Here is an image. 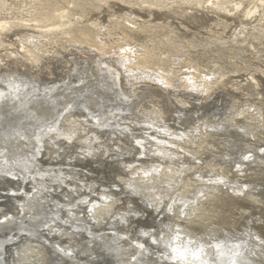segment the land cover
I'll use <instances>...</instances> for the list:
<instances>
[{
  "label": "rangeland",
  "instance_id": "374dc122",
  "mask_svg": "<svg viewBox=\"0 0 264 264\" xmlns=\"http://www.w3.org/2000/svg\"><path fill=\"white\" fill-rule=\"evenodd\" d=\"M73 32L75 35L88 32L105 40V50L108 51L105 58L90 46L71 39ZM125 51L132 57H142L148 64L147 68L144 65L140 72L131 73L126 68L133 64L132 57L125 56ZM76 60H80L78 66ZM90 60L97 62L93 63L96 69L84 67L85 61ZM0 63V76L16 73L15 76H7L8 80L0 77L3 94L10 96L17 90L22 100L35 101L44 88L60 90L61 97L66 95L59 101V109L66 108L61 120L67 118L59 132L62 136L48 131L40 134L41 138L44 136L41 143L44 148L39 157L35 152L34 164L44 173L43 177L38 176L35 181L31 179L37 176L36 168L37 172L28 175L30 179L20 173L0 172V214L6 210L20 213L21 206L27 202L23 194L30 193L31 182L37 183L33 184L34 189L52 183L54 188L58 185L62 190L55 193L56 188L47 189L53 193L51 195L45 191L44 200H47L43 201L46 207L60 205L65 208V213L70 205L84 207L92 200H96V208L113 207L98 228V238H109L113 228L122 231L124 227H131L129 224H135L132 225H137L135 229L141 226L146 230L150 228L149 231L160 238L155 240L158 243L162 237H170L171 240L180 237L182 247L194 253L206 249L211 259L217 257L221 247L225 251L243 250L253 264H264V0H0ZM95 70L100 78H91ZM99 82L102 84L97 88L95 85ZM65 88L68 90L64 91ZM82 89L85 96L81 94ZM29 92H35L36 97L29 96ZM89 99L94 102L87 101ZM51 107L44 108L51 111ZM159 118L164 121L161 123ZM166 125L169 128H165ZM34 132L33 136H36ZM116 132H122L123 136ZM136 141L143 149L139 144L137 146ZM173 141L176 147L180 146L172 147L171 151H177V154L174 152L176 156H155L156 149ZM151 163L161 165V169L153 168ZM61 174L64 179L61 183L56 182ZM76 184H90L94 191L91 194L88 191L84 201L80 199L84 190H80V196L75 193L70 194L71 198L67 197L74 192L71 187ZM121 190H125L124 194ZM136 194H141V200ZM104 195H108V199ZM142 197L155 205H151L152 210L142 203V200L146 203ZM101 198L107 200L103 202ZM134 198L138 199L137 202ZM138 201L141 205L137 204ZM137 207L139 210L135 213ZM77 208L75 210L82 212ZM149 208V212L146 211ZM155 208L159 213L154 212ZM136 216H141L140 220ZM120 217H127L123 224H118L122 221ZM53 225V231H57L51 237L62 245L70 244L77 250L87 244L88 237L81 230L84 234L74 229L73 235L64 224L56 222ZM59 233L65 236L60 237ZM25 240L28 243L19 247L15 258L20 264H52L54 258L51 253L54 251L50 244L37 238ZM22 241L17 240L14 244ZM112 247L114 244L108 248L109 252H112ZM106 254L103 261L106 259V262L114 264V256L108 259ZM59 260L58 264L67 263ZM226 264H231V261Z\"/></svg>",
  "mask_w": 264,
  "mask_h": 264
},
{
  "label": "bare ground",
  "instance_id": "6f19581e",
  "mask_svg": "<svg viewBox=\"0 0 264 264\" xmlns=\"http://www.w3.org/2000/svg\"><path fill=\"white\" fill-rule=\"evenodd\" d=\"M87 29V28H86ZM81 31V30H80ZM85 31V30H84ZM88 31V30H87ZM78 32H79V30H78ZM77 32V33H78ZM68 33V32H67ZM76 33V32H75ZM79 34H80V32H79ZM70 38L71 39H74V40H76V41H78V42H80V43H82V45L84 44V45H87V46H90L92 49H93V51H95L96 52V54H97V52H100L101 53V55L103 56V58H105V56L107 55V53H108V51L107 50H105V45L107 44L106 43V41L105 40H103V39H101V38H98L97 36H94V35H92L91 33H88V32H84V33H82L81 35H75L74 34V32H73V34L72 35H70ZM77 42V43H78ZM79 44V43H78ZM81 45V44H80ZM83 45V46H84ZM87 46H85V47H87ZM30 47V46H29ZM82 47V46H81ZM84 47V48H85ZM31 48V47H30ZM47 48V47H46ZM29 49V48H28ZM78 49H80V48H78ZM78 49H77V51H78ZM86 49V48H85ZM88 50V49H87ZM29 51V50H28ZM66 51V50H65ZM73 51V50H72ZM80 51V50H79ZM83 51H84V49H83ZM83 51H81V52H83ZM88 51H90V50H88ZM32 52H34V51H32ZM31 52V53H32ZM91 52V51H90ZM44 53V52H43ZM77 53V52H76ZM27 54H29V53H27ZM69 54V53H68ZM72 54V53H71ZM70 54V55H71ZM75 54V53H74ZM81 54H83V53H81ZM88 54V53H87ZM33 55V54H32ZM32 55H29V57L30 56H32ZM54 55V54H53ZM66 55V54H65ZM80 55V54H79ZM93 55V54H92ZM25 56V55H24ZM62 56V55H61ZM61 56H59V57H61ZM69 56V55H68ZM74 56H76V55H74ZM84 56V55H83ZM125 56H127V57H132V55L128 52V51H125ZM124 56V57H125ZM143 56H145V54L143 55ZM26 57V56H25ZM52 57V56H51ZM63 57V56H62ZM71 57V56H70ZM89 57H91V56H89ZM140 57V56H139ZM139 57H137V56H135V57H132V63L133 64H128L129 65V67L128 68H126V69H129V71H131V73H133L134 75H135V72L136 71H138V72H140L141 70H142V68L144 67V65L146 66L145 68H147V65L144 63V61L145 60H143L142 59V57L141 58H139ZM147 58V57H146ZM13 59H14V57H13ZM34 59V58H33ZM134 59V60H133ZM16 60V59H15ZM14 60V61H15ZM31 60V59H30ZM96 60V59H95ZM130 60V59H129ZM7 61V60H6ZM10 61V60H9ZM16 61H18V60H16ZM39 61V60H38ZM72 61V60H71ZM78 61H80V60H76V62L75 63H77L76 65L78 66ZM82 61V60H81ZM98 61V60H97ZM4 62H5V60H4ZM22 62V61H21ZM35 62V61H34ZM37 62V61H36ZM35 62V63H36ZM95 62V61H94ZM93 62V63H94ZM130 62V61H129ZM147 62L148 63H151V61L149 62L148 60H147ZM16 63V62H15ZM29 63H30V61H29ZM92 62H91V60L90 61H85V66L84 67H91L92 68V66L93 67H95L94 66V64H93ZM95 63H97V62H95ZM99 63V62H98ZM128 63V62H127ZM131 63V62H130ZM1 64V63H0ZM21 64V63H20ZM40 64V63H39ZM38 64V65H39ZM48 64V63H47ZM74 64V63H73ZM93 64V65H92ZM14 65V64H13ZM35 65V64H34ZM41 65V64H40ZM43 65H44V63H43ZM5 66V65H4ZM8 67H9V65H7ZM21 66V65H20ZM31 66V65H30ZM37 66V65H36ZM74 66V65H73ZM77 66H76V69L79 71L80 69H78L77 68ZM81 66V65H80ZM83 66V65H82ZM81 66V67H82ZM14 67V66H13ZM16 67V66H15ZM18 67V66H17ZM16 67V68H17ZM23 67H25V66H23ZM35 67V66H34ZM37 67H39V66H37ZM42 67H44V66H42ZM41 67V68H42ZM99 67H100V65H99ZM99 67H97L98 69H99ZM4 68V67H3ZM21 68V67H20ZM31 68V67H30ZM40 68V67H39ZM74 68V67H73ZM85 68V69H86ZM90 68V69H91ZM144 68V69H145ZM11 69V68H10ZM10 69H8V70H10ZM33 69V68H32ZM36 69V68H35ZM47 69V68H46ZM94 69H96V67L94 68ZM133 69H135L134 71H133ZM28 70V69H27ZM41 70V69H40ZM43 70V69H42ZM76 70V71H77ZM82 71H83V69H81ZM88 70V69H87ZM86 71V70H85ZM89 71H91V70H89ZM14 72V71H13ZM23 72V71H22ZM25 72V71H24ZM27 72V71H26ZM49 72V71H48ZM75 72V71H74ZM145 72V71H144ZM30 73V72H29ZM28 73V74H29ZM82 73V72H81ZM81 73H77L78 75H80ZM88 73H90V72H88ZM101 73V72H100ZM100 73H99V75H100ZM155 73H157V72H155ZM11 74V73H10ZM26 74V73H25ZM73 74H75V73H73ZM84 74H86V73H84ZM93 75L91 76V78L92 77H94V78H100L99 76H98V72H97V70H95V74L94 73H92ZM102 74V73H101ZM149 74V73H148ZM147 74V75H148ZM16 75V73L14 74V75H7V76H15ZM72 75V74H71ZM132 75V74H131ZM160 75V74H159ZM7 76H0V77H4L5 78V80H8V78H7ZM23 76H25V75H23ZM32 76V75H31ZM74 76H76V75H74ZM102 76V75H101ZM153 76V75H152ZM17 77V76H16ZM155 77H156V75H155ZM154 77V78H155ZM162 77V75L160 76V78ZM23 78V77H22ZM86 78H88L87 76H86ZM85 78V79H86ZM89 78H90V76H89ZM104 78V77H103ZM149 78H151V76L149 77ZM131 78H129V80H130ZM158 79H159V77H158ZM157 79V80H158ZM162 79V78H161ZM164 79V78H163ZM82 80H84L83 78H82ZM81 80V81H82ZM88 80H90V79H88ZM100 80H102V79H100ZM153 80H155V79H153ZM91 81H92V79H91ZM91 81H89V82H91ZM95 81H97L96 79H95ZM93 82V83H97V82ZM166 81V80H165ZM196 81V80H195ZM83 82V81H82ZM131 82V81H130ZM169 82V81H168ZM210 82V81H209ZM102 83H103V80H102ZM102 83H98L97 85H95L97 88H99L98 86H99V84H102ZM167 83V82H166ZM81 86H82V83L80 82L79 83ZM84 84V83H83ZM130 84V83H129ZM128 84V85H129ZM134 84V83H133ZM73 85V84H72ZM72 85H70V86H72ZM88 85V84H87ZM87 85H83V87L85 86H87ZM90 85H92V83L90 84ZM94 85V84H93ZM172 85V84H171ZM69 86V87H70ZM131 86V85H130ZM164 86H165V84H164ZM167 86H168V84H167ZM207 86V85H206ZM65 87V86H64ZM68 87V88H69ZM73 87V86H72ZM91 87V86H90ZM95 87V88H96ZM170 87V86H169ZM79 88H80V86H79ZM78 88V89H79ZM89 88V87H88ZM126 88V87H125ZM125 88H124V90H125ZM171 88V87H170ZM200 88V87H199ZM203 88V87H202ZM66 90H64V91H67L68 89L67 88H65ZM75 89V88H74ZM86 89V88H85ZM128 89V88H127ZM207 89H208V87H207ZM2 90V89H1ZM44 91H42L41 93H40V97H39V99L38 100H35V101H31V100H22L20 97H19V93L17 92V90H14L15 92H12L13 94H11L10 96L8 95H5V94H3L1 91H0V172H5V171H9L10 173H13V172H15V173H20V175H24V176H31V175H33L32 174V172H37V171H35L34 169L36 168L37 170H38V173H37V176L36 177H32L31 179L32 180H34L35 178H37L38 176H41V177H43V175H44V173L43 172H41V170H39V168H37L36 166H35V164H34V154H35V152L37 153L36 155L39 157V155H41L42 153H43V148H44V146L42 147L41 146V143H42V139H43V137L41 138V136H40V134H43V133H45L46 131H48L49 133L50 132H53L54 134L56 133V134H58V135H61V133L59 134V132L61 131V130H63L62 129V127L64 126V123L66 122V120H67V118H65L64 120H61V117H62V115H63V113H64V111L66 110V108H64V109H59V104H60V100H62V98L63 97H65V96H63V97H61V95H60V90H55V91H52V89H48V87H47V89H43ZM72 90V89H71ZM80 90H81V88H80ZM137 90V89H136ZM210 90V89H209ZM62 91H63V89H62ZM61 91V92H62ZM82 91H83V89H82ZM81 91V92H82ZM90 91V90H89ZM94 92H97V91H95V90H93ZM100 91V90H99ZM197 91V90H196ZM206 91V90H205ZM211 91V90H210ZM69 92V91H68ZM71 92V91H70ZM80 92V91H79ZM85 92H87V93H89L88 91H86L85 90ZM125 92H127L126 90H125ZM138 92V91H137ZM137 92H135L136 94H137ZM63 93H65V94H67L66 92H63ZM78 93V92H77ZM127 93H130V91L129 92H127ZM199 93V92H198ZM79 94V93H78ZM82 95L84 94V91H83V93H81ZM100 94V93H99ZM37 95V94H36ZM36 95H35V92L34 93H32V92H29V96H31V97H33V96H35L36 97ZM68 95H70V94H68ZM87 95V94H86ZM89 95H90V93H89ZM91 95L94 97V95L91 93ZM95 95H96V93H95ZM71 96H73V95H71ZM76 96V95H75ZM79 95H77V97H78ZM84 96H85V94H84ZM92 97V98H93ZM101 97V96H100ZM66 98V97H65ZM69 98H70V96H69ZM75 98V97H74ZM90 99H92L91 97H89ZM99 98V97H98ZM73 99V98H72ZM78 99V98H77ZM83 99H85V98H83ZM87 99V98H86ZM87 100V101H93V100ZM101 99V98H100ZM71 100V99H70ZM75 100V99H74ZM95 100H96V96H95ZM199 100V99H198ZM64 102V101H63ZM69 102V100L67 101V103ZM83 102H85V101H83ZM94 102V101H93ZM92 102V103H93ZM96 102V101H95ZM61 103H62V101H61ZM96 103H98V102H96ZM46 104H48V105H46ZM64 104H66V102L64 103ZM88 104V103H87ZM99 104V103H98ZM97 104V105H98ZM52 106L51 108H53L51 111H49V110H47V109H45L44 107H46V106ZM62 105V104H61ZM73 105V104H72ZM85 105V104H84ZM90 106H91V104H89ZM88 105V106H89ZM93 105H95V103L93 104ZM92 105V106H93ZM100 105V104H99ZM171 105V104H170ZM174 105H172V107H173ZM71 107H73V106H71ZM74 107H76V106H74ZM95 107V106H94ZM86 108V107H85ZM89 108V107H88ZM93 108V107H92ZM75 109V108H74ZM95 109V108H94ZM93 109V110H94ZM96 109H97V106H96ZM67 110H72V109H67ZM92 110V111H93ZM157 110V109H156ZM95 111V110H94ZM140 111V110H139ZM68 112V111H67ZM91 112V111H90ZM152 112H153V110H152ZM91 114V113H90ZM139 114V113H138ZM144 114V113H143ZM151 114V113H150ZM149 114V115H150ZM154 114V113H153ZM163 113H161V115H162ZM243 114V113H242ZM29 117H28V116ZM31 115V116H30ZM92 115V114H91ZM135 115V114H134ZM144 115H146V114H144ZM147 115H148V113H147ZM137 116H139V115H137ZM140 116H141V114H140ZM151 116V115H150ZM159 116V115H158ZM157 116V117H158ZM32 117V118H31ZM241 117V116H240ZM87 118V117H86ZM124 118V117H123ZM126 118V117H125ZM133 118V117H132ZM141 118V117H140ZM139 118V119H140ZM151 118H152V116H151ZM160 118H163L162 116L160 117ZM159 118V120H160V122L163 120H161ZM263 118V117H262ZM63 119V118H62ZM129 119V118H128ZM134 119V118H133ZM156 119V118H155ZM158 119V118H157ZM125 119H123L122 121H124ZM127 120V119H126ZM135 120H136V118H135ZM141 120V119H140ZM62 123H61V122ZM157 121V120H156ZM164 121V120H163ZM262 121V120H261ZM84 122V121H83ZM137 122H139L138 120H137ZM158 122V121H157ZM141 123V122H140ZM162 123V122H161ZM165 123V122H164ZM163 123V124H164ZM72 124H74V123H72ZM155 124V123H154ZM157 124H159V122L157 123ZM166 124V123H165ZM165 124L163 125V126H165ZM66 125V124H65ZM140 125V124H139ZM174 125V124H173ZM149 126V125H148ZM159 126V125H158ZM150 127H153V126H150ZM160 127V126H159ZM168 126L166 125V127L165 128H167ZM263 127V126H262ZM142 128V127H141ZM154 128V127H153ZM156 128V127H155ZM169 128V127H168ZM205 128V127H204ZM58 129V130H57ZM157 129V128H156ZM171 129V128H170ZM169 129V130H170ZM178 129V128H177ZM133 130V129H132ZM160 130V129H159ZM165 129H163V131H164ZM250 130V129H249ZM34 131H36V133H37V135L36 136H33V133H35ZM127 131V130H126ZM136 131V130H135ZM172 131H174V130H172ZM204 131V130H203ZM133 132V131H132ZM141 132V131H140ZM147 131L145 130V133H146ZM170 132V131H169ZM52 133V134H53ZM123 133H125V134H127L126 132H123ZM139 133V132H138ZM205 133V132H204ZM48 134V133H47ZM116 134L118 135V136H123V134H122V132L121 133H117L116 132ZM124 134V135H125ZM133 134V133H132ZM132 134H129L131 137H132ZM136 134H137V132H136ZM144 134V133H143ZM167 136H168V133H165ZM171 134V133H170ZM201 134V133H200ZM199 134V135H200ZM57 135V136H58ZM148 135V134H147ZM206 135V134H205ZM40 136V137H39ZM54 136V135H53ZM62 136V135H61ZM60 136V137H61ZM114 136V135H113ZM113 136H112V138H113ZM117 136V137H118ZM129 136V137H130ZM134 136H135V134H134ZM133 136V137H134ZM136 136H138V135H136ZM135 136V137H136ZM144 136V135H143ZM156 136V135H155ZM174 136V135H173ZM185 136V135H184ZM116 137V136H115ZM126 138V140H128L127 138V136H125ZM139 137V136H138ZM137 137V138H138ZM141 137V136H140ZM146 138H147V136H145ZM144 137V138H145ZM159 137L160 136H158L157 138L159 139ZM176 137V136H175ZM206 137V136H205ZM58 138V137H57ZM145 138V139H146ZM171 138H173V137H171ZM201 138V137H200ZM258 138V137H257ZM35 139V140H34ZM117 139V138H116ZM116 139H115V141H116ZM130 139V138H129ZM140 139V138H139ZM139 139H138V141H139ZM156 139V138H155ZM161 139H162V136H161ZM170 139V138H169ZM205 139V138H204ZM34 140V141H33ZM118 140V139H117ZM119 140H121L120 138H119ZM118 140V141H119ZM123 140V139H122ZM141 140V139H140ZM165 141H166V139H164ZM199 140V139H198ZM114 141V140H113ZM131 141V140H130ZM133 141V140H132ZM159 141H161V140H159ZM163 141V140H162ZM244 141V140H243ZM37 144H36V143ZM117 142V141H116ZM121 143H122V141H120ZM126 142V141H125ZM137 142V141H136ZM140 142H142V141H140ZM157 142V141H156ZM167 142V141H166ZM171 142V141H170ZM174 142V141H173ZM178 142V141H177ZM118 143V142H117ZM127 143V142H126ZM133 143H135V140H134V142ZM143 143V142H142ZM141 143V144H142ZM147 143V142H146ZM145 143V144H146ZM162 143H164V142H162ZM119 144V143H118ZM123 144H124V140H123ZM123 144H121V145H123ZM128 144V143H127ZM138 142H137V146H138ZM160 144V143H159ZM175 142L174 143H166L165 145H161V147H160V149H156L155 151V153L157 154V155H155L157 158H158V156L160 155V157L162 156L161 154H167V155H165L166 157L168 156V155H170V156H176V154H177V151H176V149H175V151H176V154L174 153L175 151H171V150H173V148L172 147H174L175 145ZM177 144V143H176ZM181 144V143H180ZM116 145V144H115ZM126 145V144H125ZM124 145V146H125ZM129 145V144H128ZM130 145H132L131 144V142H130ZM129 145V146H130ZM140 145V144H139ZM151 145V144H150ZM154 145V144H153ZM128 146V147H129ZM143 146H144V143H143ZM152 146V145H151ZM155 146H157L156 144H155ZM160 146V145H159ZM121 147H123V146H121ZM127 146H125V148H126ZM133 147V146H132ZM142 146L140 145V149H143V148H141ZM158 147V146H157ZM176 147V146H175ZM178 147H180V146H178ZM178 147H176V148H178ZM117 148H119V147H117ZM131 148V147H130ZM135 148V147H134ZM144 148H146V145H145V147ZM182 148V147H181ZM123 150H124V147L122 148ZM132 149V148H131ZM136 149V148H135ZM139 149V150H140ZM126 150H128L127 148H126ZM138 150V149H137ZM145 150V149H144ZM143 150V151H144ZM147 150H149L148 148H147ZM147 150H145V151H147ZM121 151V150H120ZM150 151V150H149ZM126 152V151H125ZM129 153H130V150L128 151ZM138 152V151H137ZM137 152H135V153H137ZM140 152V151H139ZM152 152H154V150L152 151ZM151 152V153H152ZM129 153H126V155L128 156V154ZM132 153H133V151H132ZM150 153V154H151ZM139 154V153H138ZM143 154V153H142ZM142 154H139V155H142ZM145 155H146V153H144ZM153 154V153H152ZM159 154V155H158ZM184 154V153H183ZM121 155H122V153H121ZM131 155H133V154H131ZM133 156H135V155H133ZM138 156V155H137ZM149 155L147 154V157H148ZM181 156V155H180ZM38 157H37V159H38ZM132 157V156H131ZM136 157V156H135ZM141 157V156H140ZM143 157V156H142ZM141 157V158H142ZM153 157V156H152ZM159 157V158H160ZM178 157V156H177ZM189 157V156H188ZM187 157V158H188ZM139 158V157H138ZM137 158V159H138ZM141 158H140V160H141ZM154 158V157H153ZM152 158V159H153ZM165 158V157H164ZM128 159H130V158H128ZM132 159V158H131ZM135 159V158H134ZM134 161V160H133ZM143 161V160H142ZM142 161L140 162V163H142ZM145 161V164H146V160H144ZM156 161H160V159H157ZM138 162V161H137ZM151 162L153 163V160H151ZM191 163H192V161H190ZM151 163V166L153 167V168H159L160 167V169H161V165L159 166V165H157V164H155V165H153ZM164 163V162H163ZM193 164H195V163H193ZM249 164V163H248ZM146 165H149L148 163L146 164ZM141 166V165H140ZM145 166V165H144ZM150 166V165H149ZM50 167V166H49ZM142 167H143V165H142ZM141 167V168H142ZM194 167V166H193ZM198 167V166H197ZM200 167V166H199ZM147 168V167H146ZM163 168V167H162ZM223 168V167H222ZM145 169V168H144ZM160 169H159V171H160ZM3 170H5V171H3ZM106 170V169H105ZM194 170V169H193ZM227 170V169H226ZM235 170V169H234ZM237 170V169H236ZM25 171V172H24ZM50 171V170H49ZM138 171V170H137ZM136 171V172H137ZM203 171V170H202ZM212 171V170H211ZM66 172V171H65ZM236 172V171H235ZM6 173V172H5ZM60 173V172H59ZM69 173V172H68ZM134 173V172H133ZM149 173H151V172H149ZM63 174V173H62ZM60 175V178L58 177V175H57V177L59 178V180H57L56 179V182L58 181V182H60L61 183V180H63L64 178V174L63 175ZM70 174V173H69ZM108 174V173H107ZM110 174V173H109ZM113 174V173H112ZM152 174V173H151ZM154 174V173H153ZM244 174V173H243ZM111 175V174H110ZM133 175V174H132ZM250 175V174H249ZM26 176V177H27ZM29 176H28V178H29ZM63 176V177H62ZM84 176H86V175H84ZM140 176V175H139ZM241 176V175H240ZM252 176V175H251ZM247 177H249V176H247ZM27 178V179H28ZM78 178V177H77ZM88 178V177H87ZM196 178V177H195ZM30 179V178H29ZM81 179H83V178H81ZM10 180H12V179H10ZM14 180V179H13ZM12 180V181H13ZM31 180V181H32ZM37 180V179H36ZM42 180V179H41ZM79 181L78 182H80V179H78ZM125 180V179H124ZM133 180V179H132ZM141 180H142V178H141ZM156 180V179H155ZM35 181V180H34ZM127 181V180H126ZM131 181V180H130ZM186 181V180H185ZM128 182H129V179H128ZM128 182H126V183H128ZM134 182V181H133ZM139 182H141V181H139ZM188 182V181H187ZM63 183V182H62ZM77 183V182H76ZM81 183V182H80ZM84 183H85V181H84ZM87 183V182H86ZM89 183V182H88ZM125 183V182H124ZM135 183V182H134ZM30 184V183H29ZM33 184H35V185H37V183H34V182H31V184L30 185H32L31 186V190H30V193L29 194H23V197H25V200H27V202L26 203H24L22 206H21V210H20V213L19 214H13V213H10L8 210H6L5 212L3 211V212H1V214H0V221H1V223H4V224H8V225H11V224H15V222H17V224L18 225H25V224H31L32 226H36V227H38L39 229L40 228H42L43 227V231H38V230H33V231H30V234H26L27 235V237L25 238V237H20V238H18V240L20 241V240H24V242L23 243H20V244H18V245H15V244H12V245H9V249H8V252H7V255H8V262L10 263V264H20V262H18V260H16L15 258H17L16 257V255H18V253H19V247L20 246H22L23 244L24 245H26L27 243H28V240H25V239H30V238H32L33 239V241L37 238V239H41V240H44V241H46V243H48V244H50V247H52L55 251H54V254L53 253H51L52 255H53V258H54V260H56L57 261V263H56V261H55V264H58V260H59V256H57L56 255V253L58 254V253H60L62 256H64V257H66V258H71L72 259V261H71V264H84L85 262H86V260L87 261H89L88 259H91V261H92V259H94L95 257H97V256H103V255H105V253H107L108 255H110V256H108L107 254H106V258H108V257H111V255L112 256H114V259H115V262H113L114 261V259L112 258V260L113 261H111V263L113 262L114 264H226L227 262H230L231 261V264H253L252 263V261L253 260H250V257L247 255V254H244V251L243 250H240V249H233V250H231V251H225L224 249H220V248H218V255H217V257L216 258H214V259H211L209 256H208V254H209V252L207 253V251H205V250H203L202 252H198V253H194L192 250H189L188 248H185V247H182L181 246V243H182V238L181 239H179L178 237L176 238V239H173V240H171V238L170 237H168V238H164V237H162L161 238V240L159 241L160 243H158V242H155V240L156 239H158L159 237H155L149 230H151L150 228H149V230L147 229H142L143 227H145V226H141L140 227V229H135L136 228V226L135 227H132V225H135V224H132V225H130L129 224V226H131V227H129V228H127V227H124L125 229L124 230H122V231H118V230H114V228L113 227H111V230H112V228H113V232H112V234H109V238H107V237H104L103 236V238L102 237H100V238H98L97 236H98V234L100 233V231L98 230V228L99 227H101L102 226V224L104 223V221L106 220V216H108V214H111V209L113 208L112 206H109V207H106V206H104V207H101V208H96L98 205H97V202H96V200H92L91 202H89V204L88 205H85L84 207L82 206L81 207V205L80 204H75V207L77 208V206L80 208V209H82V212H79V211H77V209L75 210V207H74V204L73 205H70V207H68V211L67 210H65V211H67V212H63L64 210H63V208L64 207H61L60 205H53V206H51L52 208H50V207H46V203L44 202V201H46L47 200V198L44 200V195H45V191H47V193H48V195L50 194H53V193H51V192H49L48 190H54L55 188H56V190H55V193H57V191H60V190H62V188L60 187V186H58V185H56V187L54 188L53 187V184L52 183H47L46 185H42V186H40V187H36L35 189H34V186H33ZM119 184V183H118ZM130 184V183H129ZM131 184H132V182H131ZM130 184V185H131ZM93 186H97V185H95L94 183L92 184ZM115 185H116V183H115ZM120 185V184H119ZM133 186H136V185H134V184H132ZM116 186H118V185H116ZM150 186V185H149ZM71 186H68V188H70ZM109 186H107V188H108ZM132 187V186H131ZM214 187V186H213ZM72 189H73V193L71 192V193H69L68 195H67V197H72V195H70V194H78V196H80L79 194H81L80 192V190H84V192L85 193H82V196H81V200L82 201H84L86 198H85V196H87V195H85V194H88V191H89V193L91 194L93 191H92V186H90V184H88V185H79L78 184V186H77V184L75 185V186H72L71 187ZM70 188V189H71ZM95 188V187H94ZM123 188V187H122ZM125 188V187H124ZM123 188V189H124ZM135 188H137V187H135ZM135 188H134V190H135ZM174 188V187H173ZM233 188V187H232ZM48 189V190H47ZM98 189V188H97ZM100 189V188H99ZM122 189V190H123ZM138 189V188H137ZM112 190V189H111ZM121 190V191H122ZM129 190V189H128ZM252 190V189H251ZM125 191V190H124ZM124 191H122V193L124 192ZM126 191H127V188H126ZM109 192V191H108ZM139 192V191H138ZM98 193V192H97ZM102 193H104V192H102ZM134 193H136L135 191H134ZM210 193H211V191H210ZM220 193V192H219ZM101 194V193H100ZM115 194V193H114ZM124 194V193H123ZM131 194H133V192L131 193ZM158 194V193H157ZM212 194V193H211ZM252 194V193H251ZM48 195L46 194V196L48 197ZM99 195V194H98ZM129 195V194H128ZM137 195V194H136ZM141 194H139V196H140ZM160 195V194H159ZM216 195V194H215ZM39 196V198L38 199H36L35 197H38ZM97 196V195H96ZM103 196V195H102ZM104 196H107V199H108V195H104ZM134 196V195H133ZM138 196V195H137ZM136 196V197H137ZM139 196L137 197V198H139ZM143 196V195H142ZM200 196V195H199ZM74 197V196H73ZM99 197H100V195H99ZM122 196H120V198H121ZM123 197H124V195H123ZM122 197V198H123ZM201 197H202V195H201ZM200 197V198H201ZM32 198H34V199H32ZM96 198V197H95ZM103 198V197H102ZM101 198V200H103V202H104V199H102ZM111 199H112V194H111V197H110ZM114 198V197H113ZM116 198H118V196L116 197ZM125 198V197H124ZM143 199L145 198V197H142ZM80 199H78V200H80ZM107 199H105V200H107ZM134 199H136V198H134ZM134 199H133V201H134ZM140 200H141V197L139 198ZM157 199V198H156ZM44 200V201H43ZM100 200V201H101ZM113 200V199H112ZM124 200V199H123ZM128 200V199H127ZM131 200V199H130ZM137 200L138 199H136L135 201L137 202ZM139 200V201H140ZM146 199H144V201H145ZM150 200V199H149ZM148 200V201H149ZM117 201V200H116ZM133 201H131L132 203H133ZM134 201V202H135ZM139 201H138V203L137 204H140L139 203ZM109 202V201H108ZM106 203V204H109V203ZM119 202V201H118ZM124 202V201H123ZM125 202H127V201H125ZM146 202V201H145ZM87 203V202H86ZM98 203H100L99 201H98ZM102 203V202H101ZM111 203V202H110ZM142 203L144 204V205H147V206H149L150 208L152 207L151 205H153V206H155L154 204H152V203H144L143 202V200H142ZM113 204H114V202H113ZM113 204H110V205H113ZM116 205H117V203H115ZM137 204H135L136 206H137ZM105 205V204H104ZM115 205V206H116ZM128 205H129V203H128ZM135 205H134V207H135ZM141 205V204H140ZM144 205H143V207H144ZM170 205V204H169ZM101 206V205H100ZM103 206V205H102ZM114 206V207H115ZM147 206H146V208H147ZM185 206V205H184ZM192 206V205H191ZM119 207V206H118ZM134 207H132V208H134ZM170 207V206H169ZM187 207V206H186ZM127 208V207H126ZM129 208V207H128ZM130 208H131V206H130ZM131 208V209H132ZM136 208V207H135ZM150 208L149 209H147L146 211H148V210H150ZM196 208V207H195ZM65 209V208H64ZM84 209V210H83ZM145 209V208H144ZM172 209V208H171ZM199 209V208H198ZM74 210V211H73ZM120 210V209H119ZM136 210V212L135 213H137L138 211L137 210H139L138 209V207H137V209H135ZM141 210V209H140ZM151 210H152V208H151ZM170 210V209H169ZM203 210V209H202ZM81 211V210H80ZM126 211V210H125ZM129 211H130V209H129ZM133 212L132 213H134V209L132 210ZM143 211H145V210H143ZM171 211V210H170ZM78 212V213H77ZM124 212V211H123ZM122 212V213H123ZM128 212V211H127ZM149 212V211H148ZM152 213H157L158 212V208H155L154 209V212L153 211H151ZM129 213V212H128ZM141 213L143 214V212L141 211ZM159 213V212H158ZM126 214V213H125ZM139 214H140V212H139ZM149 214V213H148ZM161 214V213H160ZM160 214H158V215H160ZM185 214V213H184ZM192 214V213H191ZM119 215H123V214H119ZM128 215L129 214H127V217H128ZM138 215V214H137ZM145 214H143V216H144ZM155 215V214H154ZM154 215H152V217L154 216ZM165 215V214H164ZM198 215V214H197ZM147 216V215H146ZM170 216V215H169ZM177 216V215H176ZM126 217V218H127ZM137 218H138V216H136ZM147 217H149V216H147ZM155 217V216H154ZM121 218V220L122 221H120V222H118V224H120V223H122L123 224V220H124V218L123 217H120ZM125 218V219H126ZM133 218H135V217H133ZM139 218H141V216H139ZM138 218V219H139ZM164 218V217H163ZM166 218V217H165ZM137 219V220H138ZM154 219V218H153ZM188 219V218H187ZM16 220H18V221H16ZM45 220H46V223H45ZM60 221L61 222V224H62V222H65L64 223V225L65 226H67L66 228L68 229V230H71L72 231V234H73V230L75 229V230H77L78 229V231L79 230H81L82 232H84L85 234H86V236L88 237V240H87V244L85 245L84 244V246L85 247H83L82 248V246H81V248L80 249H78L77 248V250L73 247H70V244H69V246H66V245H62L61 243H60V241L58 242V241H56V238H52L51 236H52V233L55 231H53V229H52V225L54 224V223H56L57 221ZM132 220V219H131ZM134 220V219H133ZM133 220H132V222H133ZM135 220H136V218H135ZM140 220V219H139ZM142 220H144V219H141V221ZM145 220H146V217H145ZM157 220H158V217H157ZM160 220H161V218H160ZM168 220V219H167ZM128 221H130V220H128ZM147 221V220H146ZM164 221H166V220H164ZM190 221V220H189ZM194 221V220H193ZM110 221H108L107 223H109ZM126 222V221H125ZM135 222V221H134ZM136 222H138V221H136ZM157 221H155L154 223H156ZM162 222V221H161ZM167 222V221H166ZM166 222H164V223H166ZM58 224H59V222H57ZM107 223H106V225H107ZM129 223V222H128ZM140 223V222H139ZM147 223V222H146ZM159 223V222H158ZM164 223H162V224H164ZM127 224V223H126ZM148 224V223H147ZM157 224V223H156ZM160 224V223H159ZM56 225V224H55ZM105 225V224H104ZM109 225V224H108ZM115 224H113V226H114ZM128 225V224H127ZM161 225V224H160ZM40 226V227H39ZM54 226V225H53ZM59 226V225H58ZM60 226H62V225H60ZM69 226V227H68ZM155 226V225H154ZM57 227V226H56ZM109 227V226H108ZM116 227V226H115ZM119 227H120V225H119ZM149 227H150V225H149ZM152 228H153V226H151ZM19 228V227H18ZM62 227H60V230L62 231V229H61ZM65 228V227H64ZM65 228V229H66ZM129 229V230H127V229ZM146 228V227H145ZM55 229V228H54ZM57 229H58V227H57ZM101 229V228H100ZM102 229H105V228H102ZM117 229H118V227H117ZM121 229V228H120ZM122 229H123V227H122ZM156 229V228H155ZM60 230H58V231H60ZM57 231V230H56ZM55 231V232H56ZM76 232V233H79V232H81V231H79V232ZM102 231V230H101ZM152 231L153 232H155L154 231V229H152ZM63 232V231H62ZM70 232V231H69ZM81 232V233H82ZM109 232H111V231H109ZM185 232V231H184ZM84 233H82V234H84ZM164 232H162V234H163ZM178 233H179V231H178ZM57 234V233H56ZM60 234V233H59ZM64 234L66 235V232H65V230H64ZM64 234H60L59 236L60 237H63L62 235H64ZM67 234H68V232H67ZM82 234H80L81 236H83ZM102 234V233H101ZM100 234V235H101ZM107 234V233H106ZM64 235V236H65ZM74 235V234H73ZM157 235H159L158 233H157ZM165 235V234H164ZM178 235V234H177ZM181 235V234H180ZM24 236V235H23ZM57 236V235H56ZM55 236V237H56ZM76 236H78V235H76ZM81 236H78V237H80L81 238ZM108 236V235H107ZM176 237V236H175ZM76 238V237H75ZM83 238V237H82ZM96 239V240H94V239ZM62 239V238H61ZM67 239V238H66ZM65 239V240H66ZM160 239V238H159ZM186 239V238H185ZM58 240V239H57ZM60 240V239H59ZM65 240H63V241H65ZM81 241H83L82 239H80ZM177 240V242H174V241H176ZM37 241V240H36ZM86 241V240H85ZM157 241V240H156ZM66 242H67V240H66ZM69 242V241H68ZM3 243V242H2ZM63 243V242H62ZM70 243V242H69ZM99 243V244H98ZM42 244V243H41ZM64 244H65V242H64ZM68 244V243H67ZM99 246H98V245ZM112 244H114V246L116 247V246H118V248H117V250L116 251H114L113 252V249L115 248V247H112L111 249H112V252H109L108 250V248L110 247V245H112ZM166 246V248H164L165 246ZM14 245H15V247H14ZM47 245V244H46ZM43 246V245H42ZM49 246V245H48ZM192 247H193V245H191ZM201 246V245H200ZM199 246V247H200ZM223 246H226V245H223ZM47 247V246H46ZM45 247V248H46ZM14 248V249H13ZM191 249V248H190ZM225 249H227V248H225ZM48 250V249H47ZM256 251V250H255ZM210 252H211V250H210ZM212 254V253H211ZM215 254V253H214ZM83 255V256H82ZM86 255V256H85ZM78 256H82V257H78ZM208 256V257H207ZM78 257V258H77ZM104 258H105V256H103ZM214 257V256H213ZM97 259H99V258H97ZM109 259V258H108ZM149 259H150V262H149ZM54 260H53V262H54ZM106 260V259H105ZM148 260V261H147ZM90 261V262H91ZM98 261V262H97ZM107 261V260H106ZM52 262V264H54ZM102 262H105V261H103L102 259H101V257H100V259L99 260H93V263H97V264H102ZM24 263V262H23ZM21 264H22V262H21Z\"/></svg>",
  "mask_w": 264,
  "mask_h": 264
},
{
  "label": "water",
  "instance_id": "95a60500",
  "mask_svg": "<svg viewBox=\"0 0 264 264\" xmlns=\"http://www.w3.org/2000/svg\"><path fill=\"white\" fill-rule=\"evenodd\" d=\"M16 221H18V220H16ZM57 222H60V221L58 220ZM45 223H46V220H45ZM64 223L65 222H62V224H64ZM42 229H43V227L39 229L38 227L32 226L31 224L18 225L17 222H15V224L8 225V224L1 223V221H0V264H10L8 262L9 259H8V255H7L9 245L16 243L18 238L22 237L23 235L30 234V231H33V230L43 231ZM53 251H55V250L53 249ZM56 255L59 256L58 257L60 259L59 262L60 261L61 262L66 261L67 262L66 264H71L72 259H69V260L65 259L66 257L62 256L60 253H58V254L56 253ZM82 256H78V257L80 258ZM103 256L102 255L97 256L94 259H92V261H91V259H88L89 261L86 260V262L84 264H97V263H93V260H95V259L99 260L100 257L102 259ZM97 258H99V259H97ZM102 264H110V263L105 261V262H102Z\"/></svg>",
  "mask_w": 264,
  "mask_h": 264
}]
</instances>
